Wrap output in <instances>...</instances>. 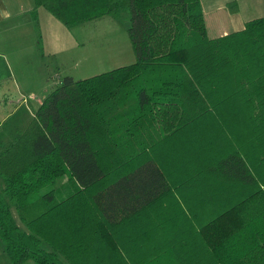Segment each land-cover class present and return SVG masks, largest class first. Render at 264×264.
Wrapping results in <instances>:
<instances>
[{
  "label": "trees",
  "instance_id": "obj_1",
  "mask_svg": "<svg viewBox=\"0 0 264 264\" xmlns=\"http://www.w3.org/2000/svg\"><path fill=\"white\" fill-rule=\"evenodd\" d=\"M72 28L128 12L133 64L64 77L0 153L10 264H264V17L200 0H33Z\"/></svg>",
  "mask_w": 264,
  "mask_h": 264
},
{
  "label": "rangeland",
  "instance_id": "obj_2",
  "mask_svg": "<svg viewBox=\"0 0 264 264\" xmlns=\"http://www.w3.org/2000/svg\"><path fill=\"white\" fill-rule=\"evenodd\" d=\"M200 5L211 39L264 17V0H200ZM130 26V15L124 12L118 19L104 16L68 28L44 8L37 11L36 22L21 13L2 26L0 153L25 131L39 105L64 77L77 81L133 64ZM2 190L0 177V194ZM0 264H10L1 243Z\"/></svg>",
  "mask_w": 264,
  "mask_h": 264
},
{
  "label": "crops",
  "instance_id": "obj_3",
  "mask_svg": "<svg viewBox=\"0 0 264 264\" xmlns=\"http://www.w3.org/2000/svg\"><path fill=\"white\" fill-rule=\"evenodd\" d=\"M32 9H33V0H26L25 2H23V0H21L20 2L19 0H17V2L15 0L13 1L12 0H0V29L2 28V26H5V25L7 26V24L10 23V21L14 22L15 18H17L21 13H24L27 15L30 14ZM244 24L241 29H237L236 31L242 30L244 28ZM227 34L229 33L224 31L221 36H224ZM221 36H218V37H221Z\"/></svg>",
  "mask_w": 264,
  "mask_h": 264
}]
</instances>
